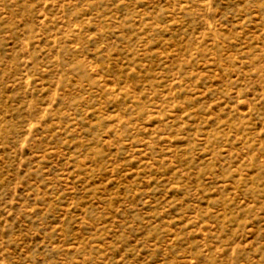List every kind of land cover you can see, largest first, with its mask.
Here are the masks:
<instances>
[{
    "label": "rangeland",
    "instance_id": "obj_1",
    "mask_svg": "<svg viewBox=\"0 0 264 264\" xmlns=\"http://www.w3.org/2000/svg\"><path fill=\"white\" fill-rule=\"evenodd\" d=\"M0 264H264V0H0Z\"/></svg>",
    "mask_w": 264,
    "mask_h": 264
}]
</instances>
